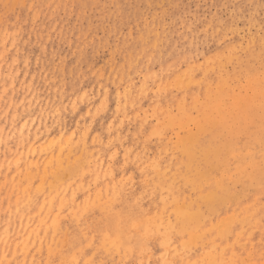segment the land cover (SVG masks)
<instances>
[{
	"label": "rangeland",
	"instance_id": "374dc122",
	"mask_svg": "<svg viewBox=\"0 0 264 264\" xmlns=\"http://www.w3.org/2000/svg\"><path fill=\"white\" fill-rule=\"evenodd\" d=\"M41 119L45 144L63 125L62 140L87 131L76 156L112 176L82 179L71 157L59 230L26 254L15 234L0 264H207L211 246L264 264V0H0V160L4 143L15 159L13 127ZM6 165L0 234H13L58 183ZM180 207L199 217L193 243ZM158 224L175 254L145 231Z\"/></svg>",
	"mask_w": 264,
	"mask_h": 264
},
{
	"label": "bare ground",
	"instance_id": "6f19581e",
	"mask_svg": "<svg viewBox=\"0 0 264 264\" xmlns=\"http://www.w3.org/2000/svg\"><path fill=\"white\" fill-rule=\"evenodd\" d=\"M30 121L22 123L19 130L14 127L12 128L10 133L20 138L19 142L16 143L18 147H16L14 153L15 159L8 161L9 157L13 153H11L8 157L5 155V150L9 152L11 148L8 147L6 143H4L3 152L5 159L3 158L4 160H0V166H4V164L7 162L6 166L8 169L12 166L17 174L25 172L24 177L28 182H31L33 180V177H35L36 175H39L41 180L53 178V182H56L58 184L56 186L53 183L49 184V187L53 188L52 190L54 192H50L47 197L42 198L39 214H41V212H44L43 218L36 220L34 216H28V214L24 215L23 217L20 216L17 226L14 227V230L18 228V231L13 232L12 234V229L7 226L5 230L0 234L1 257H5L4 253L6 252V249L10 245H13L14 240L11 238L15 234H18L17 238H21V241L20 243L14 244V250L16 251L19 248L23 254H26L31 242L36 243L37 241H40V233L42 231H44V233H47L51 228V232L55 234L59 230V213L55 215L53 214V203H55L56 199H59L60 206L57 209L60 210L63 206V201L65 200V197L71 187V183L66 184L62 182V179L66 174H68L70 170H68L64 166V163H69L71 157H74L72 163L77 164L78 169L84 170V168H88V171L86 173L81 172L80 177L82 179L88 173L93 176L94 181H97L101 177L105 178L107 176H112L110 165H105L100 155L95 157L94 153H90L86 154L85 157H83L82 155L76 156V153L78 151H80L81 154L88 152L86 146L88 134L87 131L83 132L82 137L78 138L77 140H75L74 132L70 133L67 138L62 140L65 134L68 132L67 127L63 125L56 132L57 142H52V140L50 139L48 143L45 144L46 142H40V140L42 139V137L40 136L42 132L41 130L43 129L46 137H49L51 134L49 133L48 127L46 126V122H42L41 119L37 122L34 128L31 126ZM3 136L4 132L0 130V144L3 141ZM0 149H2V147ZM33 171H35L36 173L33 174ZM22 192H24V190ZM52 193L54 194L50 196ZM27 201L30 202L31 200L27 199ZM73 201L74 197L71 198L70 206H73ZM180 209H182L179 211V215L182 217V219L180 220L182 225V232L187 230L190 234V231L188 229L192 224H198L199 217H196L194 213H191L188 210L186 211L184 208L180 207ZM196 228L197 225H195V229ZM229 229L230 227L223 228L220 231V235L226 236L230 232ZM145 231L155 232L156 234H159L163 237L164 241L162 245L167 255H169L170 253L175 254L176 252H178L177 247L173 246L169 240V234L172 232L171 227L167 225L161 226V224H158L157 227H154V230H149L147 226ZM190 237H192L190 242H195L196 236H194L193 231L191 232ZM39 243V247H41L42 242ZM211 247H213L214 249L207 251L205 254L207 264H225L224 253L218 254L215 252L216 247ZM70 262L73 264H77L75 258H72Z\"/></svg>",
	"mask_w": 264,
	"mask_h": 264
}]
</instances>
